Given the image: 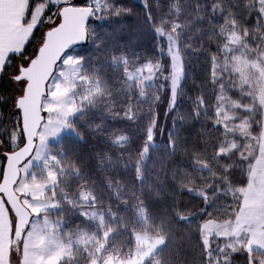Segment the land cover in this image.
I'll list each match as a JSON object with an SVG mask.
<instances>
[{"label": "trees", "instance_id": "trees-1", "mask_svg": "<svg viewBox=\"0 0 264 264\" xmlns=\"http://www.w3.org/2000/svg\"><path fill=\"white\" fill-rule=\"evenodd\" d=\"M38 3L30 1L24 23H29ZM57 23L43 34L37 26L23 52L13 54L3 68L0 146L9 142L20 116L14 110L9 74L25 56H35L46 31ZM160 28L176 35L183 61L173 106L167 78L171 59L162 53ZM233 28L262 52L264 1L103 0L101 13L89 25L88 42L76 47L84 74L97 89L71 123L77 136H65L54 152L62 167L63 191L74 198L81 190L90 192L95 206L108 214V229L113 230L109 253L128 256L136 246L135 233L146 231L165 239L146 264H214L202 225L236 218L243 203L239 189L248 186L254 162L241 157L249 138L236 137L237 146L222 152L231 139L218 116L222 90L244 105L250 102L228 87L225 77L214 75V64L223 58ZM158 61L163 71L156 84L140 87L126 77L127 69ZM256 113L244 112L242 119L249 117L251 133L259 136L263 112ZM67 209L70 214L76 211ZM56 214L63 218L62 211ZM72 221L91 226L80 216ZM258 256L240 251L220 264H260ZM89 262L79 252L61 264Z\"/></svg>", "mask_w": 264, "mask_h": 264}, {"label": "rangeland", "instance_id": "rangeland-1", "mask_svg": "<svg viewBox=\"0 0 264 264\" xmlns=\"http://www.w3.org/2000/svg\"><path fill=\"white\" fill-rule=\"evenodd\" d=\"M30 1L27 2L23 22ZM259 1L263 3L264 0ZM33 2L39 3L29 23L24 24L31 25L30 28L34 30L40 26L42 34L50 25L58 22L59 10L64 5H91L97 15L103 6V0ZM157 33L163 39L162 53L171 59V72L167 78L172 88L173 106L183 79V61L176 35L162 28ZM255 47L253 43L245 41L235 28L230 29L224 56L214 64L217 78L225 77L229 82L228 87L250 99L244 105L232 99L226 88L222 90L218 116L231 137L222 152H230L237 146L236 137L249 138L251 140L244 147L241 157L254 159L249 167L250 182L246 188L239 189L243 203L236 218L224 223L210 220L202 225L203 241L214 264L229 261L232 254L240 251H247L251 256L258 254V263L264 264V50L258 52ZM77 49L63 57L48 84V93L43 100L45 120L39 131L37 146L33 155L21 166V177L15 188L33 217L23 240L12 253L10 264H61L79 252L90 258L89 264H146L165 245V239L139 231L135 233L136 246L128 256L121 252L115 255L109 253V239L113 230L108 229V214L95 206V197L90 192L81 190L74 198L66 194L61 186L62 167L54 150L65 136H77L71 123L97 89L84 74V63ZM31 57L25 56L19 66L26 65ZM19 66L9 74L14 91V110L18 116L20 112L15 104L25 87V81L15 79ZM162 71V61L147 62L135 69H127L126 77L138 83V86L146 87L156 84ZM258 109L263 112V126L261 134L255 136L250 130L252 121H249V117L242 119V114L249 112L254 116ZM18 120V128L9 142L0 146V179L6 152H14L24 144L20 116ZM153 137L154 133L151 135V144H155ZM148 152L149 149H146L145 158ZM0 199L4 197L0 195ZM69 203L71 205H66ZM67 207H74L76 211L70 214L71 210ZM58 211L63 212V218L57 216ZM78 216L91 226L82 227V224L73 222L72 219Z\"/></svg>", "mask_w": 264, "mask_h": 264}, {"label": "water", "instance_id": "water-1", "mask_svg": "<svg viewBox=\"0 0 264 264\" xmlns=\"http://www.w3.org/2000/svg\"><path fill=\"white\" fill-rule=\"evenodd\" d=\"M95 18L91 5H64L59 10V21L48 29L35 56L27 65L21 66L15 76L25 81L24 91L16 100L20 111L24 144L8 153L2 178V195L15 217L13 246H19L31 220V211L22 203L16 192L21 177V166L34 153L39 131L44 123L43 100L48 93V84L63 57L74 48L88 42L89 25Z\"/></svg>", "mask_w": 264, "mask_h": 264}, {"label": "crops", "instance_id": "crops-1", "mask_svg": "<svg viewBox=\"0 0 264 264\" xmlns=\"http://www.w3.org/2000/svg\"><path fill=\"white\" fill-rule=\"evenodd\" d=\"M27 2L28 0H0V82L9 58L23 52L33 35L34 28L31 29V25L23 22ZM14 229L15 217L5 199H0V264H10Z\"/></svg>", "mask_w": 264, "mask_h": 264}]
</instances>
